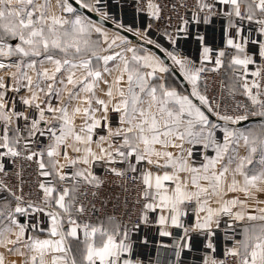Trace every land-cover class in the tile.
I'll return each mask as SVG.
<instances>
[{"label": "snow or ice", "instance_id": "1", "mask_svg": "<svg viewBox=\"0 0 264 264\" xmlns=\"http://www.w3.org/2000/svg\"><path fill=\"white\" fill-rule=\"evenodd\" d=\"M0 264H264V0H0Z\"/></svg>", "mask_w": 264, "mask_h": 264}, {"label": "built area", "instance_id": "2", "mask_svg": "<svg viewBox=\"0 0 264 264\" xmlns=\"http://www.w3.org/2000/svg\"><path fill=\"white\" fill-rule=\"evenodd\" d=\"M128 11H129V15H130V10H128ZM214 42H215V43H219V36H218V35H217L216 40H215ZM187 50H188L189 52H193V51H194V47L191 46V45H189Z\"/></svg>", "mask_w": 264, "mask_h": 264}]
</instances>
